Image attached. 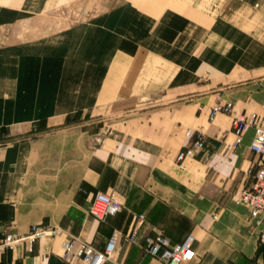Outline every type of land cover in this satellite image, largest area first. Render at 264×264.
Returning <instances> with one entry per match:
<instances>
[{
  "label": "crops",
  "instance_id": "obj_1",
  "mask_svg": "<svg viewBox=\"0 0 264 264\" xmlns=\"http://www.w3.org/2000/svg\"><path fill=\"white\" fill-rule=\"evenodd\" d=\"M126 2L115 26L86 29L80 62L22 60L23 74L8 75L22 84L21 91L7 86L12 102L18 91L39 108L8 105V113L53 114L58 124L0 126V236L26 235L31 225L45 231L30 250L19 242L0 252V264H84L73 252L63 256L64 242L77 238L102 251L112 230L132 228L137 242L121 239L102 264H157L142 249V236L155 232L171 242L193 236L181 264H264L247 208L232 202L258 166L248 148L252 129L233 148L230 116L206 111L222 96L239 110L264 113V0ZM47 63L53 69L45 74ZM144 92L157 101L97 131L61 122L79 103ZM197 133L201 148L176 161ZM97 191L117 200L119 211L103 220L90 215Z\"/></svg>",
  "mask_w": 264,
  "mask_h": 264
},
{
  "label": "rangeland",
  "instance_id": "obj_2",
  "mask_svg": "<svg viewBox=\"0 0 264 264\" xmlns=\"http://www.w3.org/2000/svg\"><path fill=\"white\" fill-rule=\"evenodd\" d=\"M2 3L0 4V126H56L58 123L53 114L12 115L8 113L10 108H23L27 105L30 111H39V108H34L37 101L19 98L22 92L15 91L12 102V95L6 94L7 86L14 85L21 91L22 84L15 81L12 84V79L8 75L14 74L16 80V76L23 74L24 67L20 65L22 60L32 62L39 58L59 59L65 63V66L70 58L72 62H80L85 55V43H80L86 40L84 35L86 29L101 31L108 22L115 26L117 11H120L127 2L126 0H17L16 3L11 4L9 0H4ZM27 13H29L28 16L21 17ZM127 21L133 23L134 20ZM113 36L111 34V37ZM74 39L80 40L75 44ZM88 39L87 37V41ZM8 47L12 49L7 50ZM52 69L53 67L48 63L47 66L42 67L45 74L50 73ZM155 96L156 94L151 92H144L132 97L110 99L106 102L94 101L84 107H81L79 103L80 108L67 113L61 118V122L90 126L97 131L102 123L126 117L125 113L133 108L153 105L157 101ZM8 100H10L9 103ZM22 103L23 106H21Z\"/></svg>",
  "mask_w": 264,
  "mask_h": 264
},
{
  "label": "built area",
  "instance_id": "obj_3",
  "mask_svg": "<svg viewBox=\"0 0 264 264\" xmlns=\"http://www.w3.org/2000/svg\"><path fill=\"white\" fill-rule=\"evenodd\" d=\"M259 107L264 112V98L259 102ZM203 106H197L201 110ZM207 115L212 118L216 114L230 116L231 132L234 136L232 147L234 148L242 139V135L252 129V136L248 148L257 156L258 166L254 170L251 182L242 188L233 198V204L244 205L248 211L247 221L253 228L258 230V240L264 243V113L256 111H242L228 98L217 96L216 99L206 106ZM190 136V132H185ZM202 146V137L199 133L195 134L190 146L177 153L175 160L180 161L194 150ZM120 209V204L112 196L97 191L92 197L88 207V213L94 218L103 220L106 216L113 215ZM139 219L142 215L137 216ZM216 218V214L212 215ZM45 233L44 229L31 225L26 235L15 236L4 234L0 236V252L11 249L19 242H25L30 250L33 240ZM125 240L130 244H135L138 233L132 228L127 234H122L118 230H112L107 238L102 251H97L94 247L77 238H71L63 243V256L70 255L72 252L78 256L84 264H102L108 259L115 249L119 246L120 240ZM193 236L186 234L178 242H171L170 239L161 232L145 234L142 236V249L144 253L157 260V264H181L192 255ZM76 244V245H75ZM75 245V247H74ZM74 249V250H73ZM124 264H134L128 262Z\"/></svg>",
  "mask_w": 264,
  "mask_h": 264
}]
</instances>
